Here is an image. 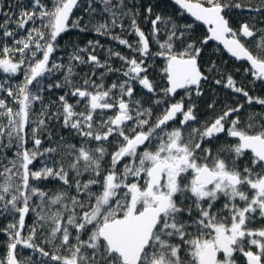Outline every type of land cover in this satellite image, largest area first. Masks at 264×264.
Segmentation results:
<instances>
[{"label":"snow or ice","instance_id":"obj_1","mask_svg":"<svg viewBox=\"0 0 264 264\" xmlns=\"http://www.w3.org/2000/svg\"><path fill=\"white\" fill-rule=\"evenodd\" d=\"M172 3L0 0V264H264V0Z\"/></svg>","mask_w":264,"mask_h":264},{"label":"trees","instance_id":"obj_2","mask_svg":"<svg viewBox=\"0 0 264 264\" xmlns=\"http://www.w3.org/2000/svg\"><path fill=\"white\" fill-rule=\"evenodd\" d=\"M151 2L155 3V2H157V0H151ZM158 2H159L160 6L157 7L154 10L156 12H159V11H161L163 9V10L169 12V13H172V12H174L176 10V6L173 5L171 2H169L168 0H158ZM252 3H256V0H252ZM10 4H15V0H4V5H5L4 11H9V7L8 6ZM233 16L236 17V18H239L241 16V13L239 11L234 12ZM0 19H2V17H0ZM86 19H87V17H86ZM191 21H192V19H190L187 15H185L183 22H189L190 23ZM147 27H150V26H146L145 27L146 31H147ZM205 31H206V29L204 28V26H202L201 24L197 23V25H196V35L202 37L203 34L205 33ZM70 38L79 40L81 45L87 43L88 40L99 39L100 43L105 45V48L113 47V48H116L117 50H120L122 52H126V50L123 48V46H119L115 41H111L110 39H108L107 37H104V36H97L95 33H92V32L80 33L77 30H72L69 34L64 36L63 40L61 41V44L63 45ZM128 39L130 41H133L135 39V37L134 36H128ZM217 47L220 48V46L218 44H216L215 42H209V44L205 47L204 59L207 60L209 58V56H211V59L215 60L217 62V64L221 68H223V69H225L227 71L233 72V74L236 75V79H237L238 82H243V83L247 84L248 81L244 79V76H243L242 72L240 74H238V75L235 74V72H234V70L236 68H241L242 69L244 67H247V65L245 63H243V62H238V61H235L234 59H231L225 52H223V55H221L220 51H216ZM153 50H155V49H153ZM97 52L100 54L101 58L103 59L104 50L103 49H97ZM57 55H60V53H57ZM113 64L115 66L119 67L120 66V61L113 60ZM160 64H161V61L158 60L157 61V68L160 66ZM78 71L83 73V72L87 71V68L81 67L80 69H78ZM213 75L215 76V73H213ZM3 76H4V74L0 73V77H3ZM58 78H59V76H58ZM112 79H115V77L114 76L109 77L107 82L111 83ZM212 87H214L216 89V92H217V94L219 95V98L222 101L224 99L225 92H227L228 101L230 103L233 101V99H234L233 98V94L230 91L221 89L219 86H215V85H212ZM60 94H62V92H60L59 90H57L55 92V95H60ZM254 94L264 96V91H261V86L259 84L257 85V91ZM212 95H213V93L211 91H208V89L206 87V95L202 98L203 102L201 103V106H200V111H201L202 116L204 114V108L206 107V102H210V99H211ZM238 99H239L240 102H243V100H244V98L242 96L238 97ZM232 106H235V104L233 103ZM253 110L264 111V108H261V106H258V105H253ZM65 134H67V133H65ZM47 187H54V185L49 184V185H47ZM7 222H8L7 219H0V227H3ZM27 223L28 224L32 223L31 218H29L27 220ZM5 240H6V236H4L3 234H0V253H2L4 251V249L2 247V244H3V242ZM21 251L25 252L26 254H29L28 250L21 249Z\"/></svg>","mask_w":264,"mask_h":264},{"label":"water","instance_id":"obj_3","mask_svg":"<svg viewBox=\"0 0 264 264\" xmlns=\"http://www.w3.org/2000/svg\"><path fill=\"white\" fill-rule=\"evenodd\" d=\"M169 2H171L172 3V0H168ZM173 5H174V3H172ZM188 16V15H187ZM189 17V16H188ZM190 18V17H189ZM190 19H192V18H190ZM202 25V24H201ZM202 26H204V25H202ZM204 28L206 29V26H204ZM214 42V41H213ZM216 44H218V42H215ZM220 46V48L222 49V45H219ZM229 57H230V55L226 52V51H224ZM231 58V57H230ZM231 59H234V58H231ZM239 62V61H238ZM246 64V63H245ZM247 65V64H246Z\"/></svg>","mask_w":264,"mask_h":264},{"label":"rangeland","instance_id":"obj_4","mask_svg":"<svg viewBox=\"0 0 264 264\" xmlns=\"http://www.w3.org/2000/svg\"><path fill=\"white\" fill-rule=\"evenodd\" d=\"M29 251V254H31V250H28Z\"/></svg>","mask_w":264,"mask_h":264}]
</instances>
